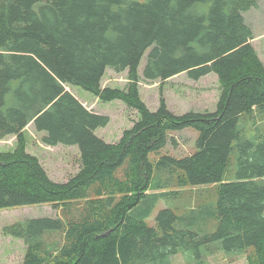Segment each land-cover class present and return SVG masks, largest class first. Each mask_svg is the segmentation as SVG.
<instances>
[{
  "label": "trees",
  "instance_id": "1",
  "mask_svg": "<svg viewBox=\"0 0 264 264\" xmlns=\"http://www.w3.org/2000/svg\"><path fill=\"white\" fill-rule=\"evenodd\" d=\"M255 6L0 0V140L15 137L13 150L0 152V210L48 204L57 212L2 229L23 242L22 264H172L177 254L185 264H211L218 252L264 264V65L243 16ZM146 52V81L216 75L215 111L175 115L162 96L150 111L138 88ZM107 69L127 71L124 90L101 86ZM65 85L101 102L121 101L138 118L107 143L95 131L109 118L84 107ZM30 124L43 144L77 148L76 174L65 182L48 177L26 152ZM187 128L197 132L196 151L158 155L174 144L171 133ZM196 187L212 190L211 200L182 212L164 206L147 225L163 199Z\"/></svg>",
  "mask_w": 264,
  "mask_h": 264
},
{
  "label": "rangeland",
  "instance_id": "2",
  "mask_svg": "<svg viewBox=\"0 0 264 264\" xmlns=\"http://www.w3.org/2000/svg\"><path fill=\"white\" fill-rule=\"evenodd\" d=\"M146 2L148 0H129ZM256 6L244 13L245 22L250 26L253 46L257 56L264 65V0H255ZM147 52L138 67L140 81L138 83L140 100L150 111H155L162 96L165 103L175 115L186 112H214L221 95V87L217 76L210 73L198 80L189 79L185 73L175 75L163 82L146 81L142 79V67L145 64ZM127 71L115 72L107 69L101 80L102 87L124 90L127 85ZM70 92L88 110L106 115L109 118L104 128L95 131V135L107 143H116L122 133L130 129L138 118L135 110L128 108L121 101L101 102L97 97L79 87L65 85ZM26 152L36 156L46 171L48 177L55 182H65L79 169V154L75 146L62 145L47 146L42 143V133L36 132L33 125L24 130ZM172 141L161 150L158 155H168L175 158L189 155L196 151L195 140L197 132L187 128L170 134ZM15 147V137L8 136L0 140V152L11 151ZM151 158L156 160L154 155ZM156 158V159H155ZM153 185V184H152ZM188 189V188H186ZM192 193H183L177 200L168 197L157 205L151 217L146 220L148 226H154V218L164 206L182 212L190 203L202 205L211 200V191L207 188H191ZM193 194V196H192ZM190 196L193 198L191 199ZM166 204V205H165ZM176 211V210H175ZM57 212L48 204L16 207L0 210V264H22L25 246L19 239L4 236L2 229L18 220L55 217ZM245 254L226 255L223 252L212 254L208 257L211 264H247ZM172 264H185L182 255L177 254L171 259Z\"/></svg>",
  "mask_w": 264,
  "mask_h": 264
},
{
  "label": "crops",
  "instance_id": "3",
  "mask_svg": "<svg viewBox=\"0 0 264 264\" xmlns=\"http://www.w3.org/2000/svg\"><path fill=\"white\" fill-rule=\"evenodd\" d=\"M252 41V40H251Z\"/></svg>",
  "mask_w": 264,
  "mask_h": 264
}]
</instances>
